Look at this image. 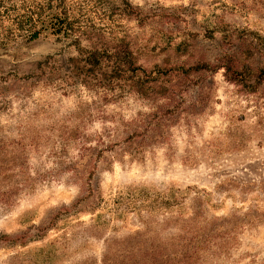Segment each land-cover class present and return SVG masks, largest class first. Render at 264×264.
<instances>
[{
    "label": "rangeland",
    "instance_id": "1",
    "mask_svg": "<svg viewBox=\"0 0 264 264\" xmlns=\"http://www.w3.org/2000/svg\"><path fill=\"white\" fill-rule=\"evenodd\" d=\"M120 42L146 71L251 76H159L168 98L73 75ZM260 71L264 0H0V235L26 233L0 264H264Z\"/></svg>",
    "mask_w": 264,
    "mask_h": 264
},
{
    "label": "trees",
    "instance_id": "2",
    "mask_svg": "<svg viewBox=\"0 0 264 264\" xmlns=\"http://www.w3.org/2000/svg\"><path fill=\"white\" fill-rule=\"evenodd\" d=\"M59 25V26H58ZM57 33L62 32L60 28V22L56 24ZM29 29V35L31 38H35L40 33V28H36L35 25L27 26ZM71 71L74 76L80 78L83 82L87 83L89 80H95L98 84L104 83L112 85H122L129 83L134 91L143 95L149 96L154 92H161V96L167 97L173 96L176 92L174 85L157 84L156 80L159 76H164L165 81L168 78L179 79L181 77H187L192 73H201L202 71L214 72L218 68H224V75L227 79L247 85V78H249L250 71L245 66H237L232 63L230 58L222 60L213 66L205 62H197L196 64L186 65H154L150 70L146 71L140 64H137L136 58L129 47L120 42L111 48L102 47H79L77 46V55L68 58ZM41 68V64H38ZM141 73V77L134 80V77ZM259 77H257V83L264 77V71H260ZM167 114L165 113L164 116ZM16 235L26 236L25 232L18 233ZM14 234L3 233L0 235L1 239H9ZM153 255H151L152 257ZM152 259V258H151ZM151 264H156L155 258L150 260ZM103 264H110L108 258L103 260ZM166 264V262H165Z\"/></svg>",
    "mask_w": 264,
    "mask_h": 264
}]
</instances>
